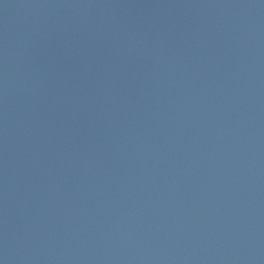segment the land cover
Instances as JSON below:
<instances>
[{"label": "water", "instance_id": "95a60500", "mask_svg": "<svg viewBox=\"0 0 264 264\" xmlns=\"http://www.w3.org/2000/svg\"><path fill=\"white\" fill-rule=\"evenodd\" d=\"M0 264H264V0H0Z\"/></svg>", "mask_w": 264, "mask_h": 264}]
</instances>
